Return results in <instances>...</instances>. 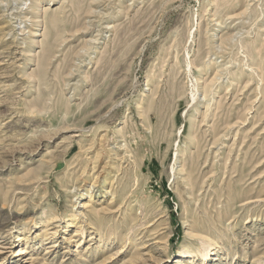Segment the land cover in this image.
<instances>
[{
  "label": "rangeland",
  "instance_id": "obj_1",
  "mask_svg": "<svg viewBox=\"0 0 264 264\" xmlns=\"http://www.w3.org/2000/svg\"><path fill=\"white\" fill-rule=\"evenodd\" d=\"M0 264H264V0H0Z\"/></svg>",
  "mask_w": 264,
  "mask_h": 264
},
{
  "label": "bare ground",
  "instance_id": "obj_2",
  "mask_svg": "<svg viewBox=\"0 0 264 264\" xmlns=\"http://www.w3.org/2000/svg\"><path fill=\"white\" fill-rule=\"evenodd\" d=\"M54 19V18H53ZM52 20V19H51ZM55 25V24H54ZM52 215H54V214H52ZM75 216V215H74ZM48 219H50V218H48ZM211 244H209L208 245V247L210 246ZM208 247L206 248L205 247V250L202 252L201 251V256H202V258L204 259L207 255H208V252H209V249H208ZM198 252H200V251H198ZM23 253V249H19L18 250V254H22ZM197 253V252H196Z\"/></svg>",
  "mask_w": 264,
  "mask_h": 264
}]
</instances>
